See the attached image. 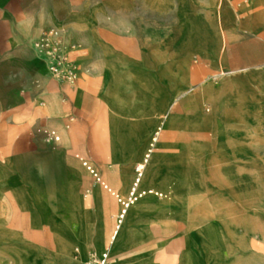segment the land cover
<instances>
[{"label": "crops", "instance_id": "obj_1", "mask_svg": "<svg viewBox=\"0 0 264 264\" xmlns=\"http://www.w3.org/2000/svg\"><path fill=\"white\" fill-rule=\"evenodd\" d=\"M212 1L0 0V264H264V0Z\"/></svg>", "mask_w": 264, "mask_h": 264}, {"label": "built area", "instance_id": "obj_2", "mask_svg": "<svg viewBox=\"0 0 264 264\" xmlns=\"http://www.w3.org/2000/svg\"><path fill=\"white\" fill-rule=\"evenodd\" d=\"M34 46L37 52L43 57L46 62L47 69L52 77L60 82L75 85L79 78L80 65L72 56V53L78 49V45L71 44L67 41L62 30L59 28H50L43 32L35 41ZM47 141L56 143L60 141V136L55 131L47 133ZM87 165V163H85ZM95 174L97 179L98 174L89 167ZM135 199V198H134ZM131 199L130 202H133ZM123 215L118 220V226L121 224ZM86 264H119L112 256L111 246L98 254L91 253Z\"/></svg>", "mask_w": 264, "mask_h": 264}, {"label": "rangeland", "instance_id": "obj_3", "mask_svg": "<svg viewBox=\"0 0 264 264\" xmlns=\"http://www.w3.org/2000/svg\"><path fill=\"white\" fill-rule=\"evenodd\" d=\"M247 0H233V7L236 10L237 14L239 16H245L246 13L244 12L243 6L246 3ZM253 6V4H249L248 9H251ZM212 7H213V17L215 20H213V24H212V29L210 28V24L205 23V22H200L201 23V30H199L196 26H193V20L191 17L186 16L184 13H180V16L182 18V20H187L183 25H182V33H195V34H200L203 37H208L209 33L213 34L214 33V24H216L215 21H217V13L215 12V2L214 0L212 1ZM247 9V10H248ZM253 12V11H252ZM169 24H175V19L173 17V14L170 12L169 13ZM200 31V32H199ZM141 167V166H140Z\"/></svg>", "mask_w": 264, "mask_h": 264}]
</instances>
